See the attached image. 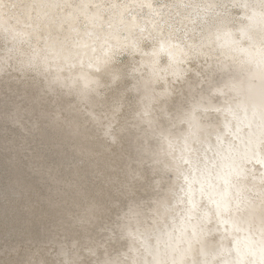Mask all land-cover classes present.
Returning <instances> with one entry per match:
<instances>
[{
    "label": "bare ground",
    "instance_id": "6f19581e",
    "mask_svg": "<svg viewBox=\"0 0 264 264\" xmlns=\"http://www.w3.org/2000/svg\"><path fill=\"white\" fill-rule=\"evenodd\" d=\"M58 1L67 6L63 18L71 29L77 16L89 25L102 14L97 8L88 11V0ZM133 4L148 13L147 30L159 33L156 47L139 45L136 10L118 22L122 35L112 21L97 42L79 36L70 45L52 37L39 43L40 29L48 33V27L0 16V57L18 55L36 66L39 74L29 73L32 95L41 87L51 88L49 101L86 95L121 52L131 59L118 66L119 82L129 77L136 86L122 88L132 99L127 112L115 118V145H104L90 125L80 136L48 127L21 141L10 126L0 136V171L7 174L0 193V249L75 245L96 264H264V226L237 211L249 201V189L264 182V117L244 113L264 92V78L253 80L259 71L252 62L224 57L200 83L195 73L187 75L186 65L203 51L200 44L210 29L182 44L170 30L155 27L152 0ZM47 5L53 8L51 0ZM123 7L116 9V21ZM218 33L215 38L224 48L217 55L227 54L233 43L226 46L227 37ZM25 45L32 48L29 54L22 50ZM167 48L170 56L162 54ZM263 110L264 103L255 107L257 114ZM66 115L83 122L74 113ZM95 115L106 122V113ZM98 172L109 181L106 185ZM69 211L84 222L70 226Z\"/></svg>",
    "mask_w": 264,
    "mask_h": 264
},
{
    "label": "clouds",
    "instance_id": "9594fccd",
    "mask_svg": "<svg viewBox=\"0 0 264 264\" xmlns=\"http://www.w3.org/2000/svg\"><path fill=\"white\" fill-rule=\"evenodd\" d=\"M157 2L165 9L182 10L194 6L208 17L207 27L211 32L231 33L237 37V44L258 48L261 53L260 71L264 75V0H157ZM35 3L36 0H31V3L28 0H0V16L16 18ZM160 38L159 33L151 32L147 35L141 33L138 37L141 41L151 43L153 47L157 46ZM217 51L215 41L210 40L206 49L197 54L205 58V63L197 62L196 68L188 69L197 77H201L200 83L207 79L204 73L215 65L224 63L217 55ZM229 69L230 66L224 68V71L227 72ZM30 72L39 74L36 66L29 62L15 57L7 59L0 57V136L8 131L9 126L17 130L21 141H26L48 127L70 136H80L90 125L104 145L117 143L118 129L115 118L126 105L131 104L126 98V90L117 86L122 73L121 67L106 68L100 74L96 85L86 95L74 100L55 97L49 101L47 96L51 95L50 87H41L37 95H32L28 91V81L32 79L29 76ZM196 87H199V84ZM45 104H49V108H45ZM98 112L106 113V122L97 120L95 114ZM66 113L76 114L83 121L82 124L70 120ZM97 178L102 184L106 185L109 182L103 172H98ZM249 192L251 193L249 201L244 207H238L237 211L247 214L249 219L264 226V182L258 188L254 185ZM66 222L74 227L82 224L84 220L69 211L66 213ZM74 249L75 245L72 249H65L55 244L47 250L39 247L29 248L27 245L23 248L17 246L12 249H0V257H4L0 259V264H96L86 261L79 250ZM8 256L17 259L9 261Z\"/></svg>",
    "mask_w": 264,
    "mask_h": 264
},
{
    "label": "rangeland",
    "instance_id": "374dc122",
    "mask_svg": "<svg viewBox=\"0 0 264 264\" xmlns=\"http://www.w3.org/2000/svg\"><path fill=\"white\" fill-rule=\"evenodd\" d=\"M49 1L50 0H36V3L33 6H31L32 8L28 7L24 11L25 13L23 15L18 16L16 18H12V17H9V18H11L10 20H14V21L15 20H19V21H22V22L25 21L26 23L29 20H32L33 22L39 24L42 28L48 27L49 28V32L48 33L44 32L42 29H40L41 38L39 40L40 41L39 43L44 41L45 38L52 37V38H55L56 41L61 42L64 45H70V43H72L74 40H78L79 36L91 38L92 40L94 39L93 43L97 42L99 39H101L103 37V35H104L103 31L108 28V25H110L112 23V21H114L116 23V31L119 32L120 35H122V29H121V26H120V24L122 23V20L124 19L123 22L127 21L128 17H129V14H130V11L136 10L137 18L140 21L139 27L141 26L140 27L141 33L146 35V34L150 33V31H151V33L155 34V31L147 30L149 28L146 25V21H147L146 16H148V13L146 11H143L142 8H139L138 5H137L138 7L134 6L133 3L135 1H137V0H92V1L88 0L89 1L88 6H87V8L89 9L88 11H91L92 9L97 8L98 12L102 13V14H100V16L97 19L94 20V21H97L96 23L94 22V23L88 25L87 23H85V19L81 15L77 16L78 10L74 9L73 13L75 14V16H77L76 17V22H75L76 25H75L74 29L69 28L68 24L64 21L65 18H63V17H65L64 16V12L67 9V6L64 5L62 2H60L58 0H51L53 8L49 9V7L47 5V4H49ZM72 1L76 2L77 4H79L78 1H76V0H72ZM28 2L30 3L31 0H28ZM126 3L128 5H126ZM152 4H153V9H155V11H151V14L153 16H155V19H156V20L154 19L155 27L156 28L157 27L158 28L162 27L161 31L170 30L173 38L177 42H181L182 44H185L189 39H191L193 34L199 32L201 30L209 29L207 27L208 17L204 16L202 14V12L199 9H196L194 6L185 7L182 10H176V9H171V8H168L169 9L168 10V9L160 7V4L157 2V0H152ZM42 6H43V8L39 9ZM119 7H123L124 8V10H123L124 12H123V14L121 16V20L116 21L115 17L118 14L116 9H118ZM27 12H31L29 14V16L26 15ZM71 15H72V12H71ZM41 16H43V17H41ZM39 17H41V18H39ZM157 17H159V18H157ZM90 25H91V27H90ZM216 32H219L217 34L218 36H222L223 38L227 37V40L229 42H233V44L235 43L234 45L232 44L228 48V49H231V50L228 51L227 54H221V53L219 54L221 59L226 57V56H228V55H230L231 58L234 57V58H238L239 59V58H241V56L235 55V53L239 52L240 50H244V49H248V50H253L254 49V50H256L257 49V48L249 47L247 44H245L244 46H242L240 48L234 49L235 46L237 47L238 45H236L237 42L235 41L234 37L230 36V33L223 32V31H216ZM216 32H214V33L212 32L211 34H209L206 37V40H203L204 42H201L200 48L203 51L206 49V47L208 45V42L210 40H214L215 41V46L218 49V52L222 51L221 49L224 48V43H223V41L216 40V38H215L216 37ZM141 33L138 35V37L141 35ZM224 42H225V40H224ZM138 43L144 49H149V47L151 46V43H149L147 41H141L140 40V42H138ZM186 46L189 47V45H186ZM31 49L32 48H31L30 45H25V46L22 47V50L26 54H29L31 52ZM196 54H198V53H195L194 54L195 56L193 55V57L188 60V63H187L186 66L189 67V69L196 68L197 62L200 63V61L202 59L201 56L196 55ZM14 57L17 58V59L19 58L18 55H15ZM130 59H131L130 55H128L126 52H121V53H117L114 56L113 63H114L115 66H122L126 62H128ZM225 59L226 58H224L223 61H225ZM163 61H165V60H163ZM9 62L11 63V61H9ZM192 74H193V72H190V71L187 72L188 76H190ZM132 83L133 82L131 81V78L125 77L121 82L118 83L117 86L121 87V88L126 87V88L135 89L136 86H132ZM161 83H162V81L158 82L159 85ZM126 97L128 98L129 101L132 99V95L131 94H127ZM123 112H127V109L124 108ZM34 144L35 145H39L40 141L38 139H35ZM6 176H7L6 173L0 171V193L3 190ZM12 194H16V191L14 190L12 192ZM3 228H4V230H8L9 229L8 223H5L3 225ZM6 237H8V236H6ZM33 247L34 246H32V245L29 246V248H33Z\"/></svg>",
    "mask_w": 264,
    "mask_h": 264
},
{
    "label": "water",
    "instance_id": "95a60500",
    "mask_svg": "<svg viewBox=\"0 0 264 264\" xmlns=\"http://www.w3.org/2000/svg\"><path fill=\"white\" fill-rule=\"evenodd\" d=\"M233 42H229L227 45H231ZM161 49V48H160ZM171 51L168 50V48L164 51V53L162 52V54H166L168 56H170ZM176 54V52H174V55ZM235 55H239L242 57V59H240L241 61H246L247 63L252 62L258 69V73L253 77V80L258 81L264 78V75H262L261 71H260V64H261V53L259 51V49L256 50H248V49H244V50H240L239 52L235 53ZM234 55V56H235ZM179 55H175V57H177ZM226 57H231L230 55L226 56ZM239 61V60H237ZM243 64V63H240ZM261 103H264V92L259 93L258 95L254 96V99H251L250 101V105L248 106V108H246V110H244V113H247L248 116L251 117H256L257 119L260 117H264V110L260 113L257 114V112L255 111V107Z\"/></svg>",
    "mask_w": 264,
    "mask_h": 264
}]
</instances>
